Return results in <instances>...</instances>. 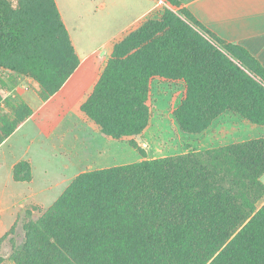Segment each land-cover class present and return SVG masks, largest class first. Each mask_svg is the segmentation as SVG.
Listing matches in <instances>:
<instances>
[{"label": "trees", "instance_id": "trees-1", "mask_svg": "<svg viewBox=\"0 0 264 264\" xmlns=\"http://www.w3.org/2000/svg\"><path fill=\"white\" fill-rule=\"evenodd\" d=\"M172 1L115 43L82 111L109 137L138 136L161 78L185 84L174 110L185 132L227 113L264 126V66ZM79 65L55 0H0V68L32 77L48 100ZM263 175L264 137L86 171L52 206L24 208L0 251L8 241L15 264H264ZM14 177L32 181L31 163Z\"/></svg>", "mask_w": 264, "mask_h": 264}, {"label": "rangeland", "instance_id": "rangeland-1", "mask_svg": "<svg viewBox=\"0 0 264 264\" xmlns=\"http://www.w3.org/2000/svg\"><path fill=\"white\" fill-rule=\"evenodd\" d=\"M58 1L79 54L84 57L93 53V56L79 65L70 85L48 103L40 97L35 79L0 68V138L2 131L15 119L29 110L33 115L32 121L0 145V222L5 221V224L0 223V231L6 229L7 220L13 221L8 232L26 207L33 204L43 208L52 206L83 172L215 148L264 135V126L235 113L220 116L201 133L185 132L174 115L184 97L185 84L161 78L154 79L151 84L150 126L135 137L115 139L105 135L81 106L92 92L118 40L105 44L106 41L113 36L121 37L118 33L130 18L124 16L120 7H112V0ZM155 1V9L146 17L158 16L166 8H172L171 2H174ZM110 8H114V12L107 15ZM181 9L182 6L176 10ZM100 45L105 46L100 49ZM21 160H29L32 164L33 181L15 180L14 167ZM261 202L264 203V198ZM10 254L11 245L6 241L0 251L4 258L0 264H15Z\"/></svg>", "mask_w": 264, "mask_h": 264}, {"label": "crops", "instance_id": "crops-1", "mask_svg": "<svg viewBox=\"0 0 264 264\" xmlns=\"http://www.w3.org/2000/svg\"><path fill=\"white\" fill-rule=\"evenodd\" d=\"M55 1L60 10L62 19L69 31L72 43L80 58L81 66L93 56V53L86 54L84 57L79 54L78 48L75 44V38L72 37L71 31L66 23L62 6L58 0ZM147 1L149 2L147 3ZM111 2H114L111 6L120 7L124 16H128L127 18H130V21L126 26L120 29L118 34H121V37L114 38L113 36L111 39L106 41L105 44L123 39L126 34L134 30L138 23L143 20V18H146V16L150 14L156 6L154 3L156 2L155 0H112ZM182 7L187 8L200 22L223 39L246 48L264 66V0H185ZM113 12L114 8H110L107 10V15L112 14ZM78 26L82 29L81 24H78ZM74 28L77 29L78 27L75 26ZM103 46L105 45H100L99 48L101 49ZM78 70L73 73L65 85L54 96L48 99L46 103L54 100L70 85ZM32 119L33 115L19 125L15 132L32 121ZM12 134L10 136H12ZM260 137H264V135H260L257 138ZM7 221L8 223L5 225L6 229L4 231H0V238L4 235V233H7V228L13 222H9V220ZM0 223L5 224V221H1Z\"/></svg>", "mask_w": 264, "mask_h": 264}, {"label": "built area", "instance_id": "built-area-1", "mask_svg": "<svg viewBox=\"0 0 264 264\" xmlns=\"http://www.w3.org/2000/svg\"><path fill=\"white\" fill-rule=\"evenodd\" d=\"M163 2V0H160V3Z\"/></svg>", "mask_w": 264, "mask_h": 264}]
</instances>
